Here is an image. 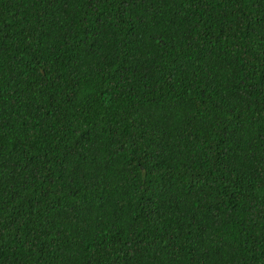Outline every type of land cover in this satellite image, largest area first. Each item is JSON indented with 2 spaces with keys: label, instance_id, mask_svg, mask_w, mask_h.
Instances as JSON below:
<instances>
[{
  "label": "trees",
  "instance_id": "obj_1",
  "mask_svg": "<svg viewBox=\"0 0 264 264\" xmlns=\"http://www.w3.org/2000/svg\"><path fill=\"white\" fill-rule=\"evenodd\" d=\"M0 264H264V0H0Z\"/></svg>",
  "mask_w": 264,
  "mask_h": 264
}]
</instances>
